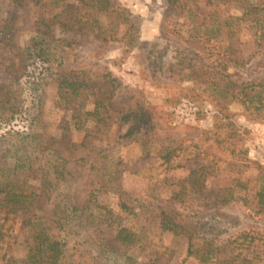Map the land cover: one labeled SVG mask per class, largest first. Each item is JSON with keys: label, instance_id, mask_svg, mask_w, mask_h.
<instances>
[{"label": "rangeland", "instance_id": "374dc122", "mask_svg": "<svg viewBox=\"0 0 264 264\" xmlns=\"http://www.w3.org/2000/svg\"><path fill=\"white\" fill-rule=\"evenodd\" d=\"M79 1L22 0L17 7L10 0H0L3 24L25 30L35 23H46L55 36L76 44L73 55L46 65L21 49L29 38L28 32L17 31L18 38L12 44L0 42V84L6 77L12 78L20 82L24 91L15 120L9 125L0 124V135L29 132L31 128L44 133L48 142L69 160L73 190L79 200H91L94 208L103 212L95 213L97 218L111 213L113 218L125 220L120 205L127 204L130 212L133 209L138 216L130 224L142 230L143 239L140 246L128 252L141 262L202 264L195 256H188L187 236L174 238L162 232L157 212L164 211L176 217L191 234L197 232L200 239L196 243L208 240L205 243L218 252L211 264H234L235 256L237 264H264V213H259L256 198L262 182L259 176L264 173V109L256 112L231 98L223 100L209 89L210 84L189 79L191 71L199 68L219 86L222 81L264 85L260 30L246 25L232 40L213 36L209 41L206 27L197 31L198 37L191 32L203 23V18L192 19L179 8H169L168 0H109L134 25L130 32L122 19L110 21L105 15L98 16L100 24L94 32L70 21L66 28L61 27L65 19L73 18ZM204 4L205 0H196L194 8L205 9ZM217 9L239 17L224 6ZM184 59L187 64L178 65ZM188 59L196 61L189 63ZM107 74L119 83L110 112L117 113L132 103L143 105L154 126L150 136L144 138L140 133L129 137L128 125L113 120L103 125L77 120L78 115L94 108L101 79ZM63 76L86 81L91 91L73 98L68 91L59 89ZM4 97L0 85V101ZM230 124L241 137L230 138ZM146 139H151V144L143 149ZM178 142L190 147L185 158H192L190 153L194 152L202 154L206 161H212L208 153L218 157V162L212 163H216V169H209L206 182L205 195L210 199L202 203L172 200L177 184L196 165L186 159L181 163L184 167L169 172L161 167L154 152L161 145L175 146ZM5 156L0 149V165L10 168L12 162ZM7 172L10 174V170ZM26 177L29 186L39 188L37 172ZM230 186L237 192L235 202L220 204L211 199L218 190ZM21 224L22 218L0 213V264H7L8 258L20 264L25 257L27 247ZM60 238L63 241L65 236ZM73 243L63 242L62 246L71 248ZM4 254L7 260L1 261ZM76 256H82L86 264L96 263L83 251Z\"/></svg>", "mask_w": 264, "mask_h": 264}, {"label": "trees", "instance_id": "16d2710c", "mask_svg": "<svg viewBox=\"0 0 264 264\" xmlns=\"http://www.w3.org/2000/svg\"><path fill=\"white\" fill-rule=\"evenodd\" d=\"M10 1L18 7L22 0ZM195 1L185 0L180 4L179 0H168L167 3L169 8H179L192 19L203 18V23L194 26L191 31L197 37V31L206 27L205 34L210 35L209 41L213 36L214 38L224 36L232 40L241 32L243 26L251 25L260 30V45H264V0H205V9H195ZM223 6L237 12L239 17L228 16L217 9ZM100 15H105L110 21L111 18L122 19L128 25L127 32L134 28L125 12L120 11L109 0H80L75 7L73 18L65 19L60 24L61 27L66 28V23L70 21L73 24H81L82 29L87 28L94 32L98 27L96 25L100 24L98 20ZM17 31L29 33V38L21 49L28 54L32 53L42 64L49 65L56 58L74 53L76 44L55 36L50 25L46 23H35L34 26L24 30V28H11L0 20V42L12 44L15 37L18 38ZM188 60L189 63L196 61V59ZM185 64L187 63L184 59L178 65ZM203 71L199 68L192 70L189 79L210 84L209 89L214 90L217 97L223 100L231 98L247 108H253L256 112L264 109V85L257 83L236 85L222 81V86H219L212 83L210 74ZM51 75L54 77V73ZM221 77L226 79L222 75ZM46 83L47 81L42 86ZM118 84V80L111 75L103 76L95 96L94 108L78 115L77 120L84 119L85 124L93 121L96 125H103L113 120L128 125L129 137L140 133L144 134V138L150 136L154 126L150 112L143 105L132 103L117 113L110 112L112 111L110 102L115 96ZM0 85L5 91V97L0 101V124L9 125L15 120L16 107L22 101L24 91L20 82L12 78L6 77L4 82L1 80ZM59 85L61 91L66 93L68 91L75 99L83 96L85 91L87 93L91 91L86 81H73L66 76L61 77ZM230 126L232 128L230 138L241 137L237 134L236 127L233 124ZM148 144H151V139H146L142 144L143 149ZM0 149L5 151L6 159L12 162L10 168L6 164L0 165V213L5 214L6 217L22 218L21 229L25 234L27 251L20 264H86L81 260L82 256H76L82 251L90 260L96 262L94 264H158L156 261L141 262L128 252L133 246H140L143 239L142 230L130 224L138 214L133 209L130 212L127 204H121L120 209L126 215L125 220L113 218L111 213L97 218L95 213L103 212L95 209L91 200L84 202L79 200L73 190V176L68 169L69 160L48 142L46 135L40 130L31 128L29 132L8 131L1 134ZM155 151L161 167L169 172L184 167L181 163L186 159L196 165L190 168L188 176L177 184L172 193L174 202L193 204L210 199L205 195L206 182L210 175L209 169H216L214 166L218 162L216 154L208 153L212 161L209 159L206 161V158H202V154L198 152L190 153L192 158H185L190 152V147L179 142L175 146L161 145ZM206 155L207 153L205 157ZM214 161L216 163L212 164ZM32 171L38 173L39 188L28 184L26 175ZM259 179L262 182L256 193L257 207L259 213H264V173ZM236 196V189L230 186L218 190L211 199L220 204H228L235 202ZM157 213L158 225L162 232L172 234L174 238L188 237L189 257L195 256L202 264L214 262L213 258L217 257L218 252L214 251L210 243H205L207 239L203 238L202 244L196 243L200 239L197 232L191 234L176 217L167 212ZM61 235L65 236L63 241ZM67 241L68 244L70 241L74 242L71 248H63L62 243ZM4 260H7V254L1 258V261ZM12 260L8 258L7 264H13ZM237 261L238 257L235 256L233 263L237 264Z\"/></svg>", "mask_w": 264, "mask_h": 264}]
</instances>
